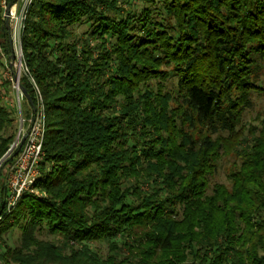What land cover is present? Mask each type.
Here are the masks:
<instances>
[{"label":"trees","instance_id":"trees-1","mask_svg":"<svg viewBox=\"0 0 264 264\" xmlns=\"http://www.w3.org/2000/svg\"><path fill=\"white\" fill-rule=\"evenodd\" d=\"M142 1L32 0L21 47L45 196L1 222L0 242L23 222L2 264H264V113L245 120L264 94V0ZM13 123L0 99V168ZM221 164L227 183L210 185ZM5 195L0 177V213Z\"/></svg>","mask_w":264,"mask_h":264},{"label":"built area","instance_id":"built-area-1","mask_svg":"<svg viewBox=\"0 0 264 264\" xmlns=\"http://www.w3.org/2000/svg\"><path fill=\"white\" fill-rule=\"evenodd\" d=\"M31 2L32 0H16L6 11L7 4L5 0H0L3 11L2 19L3 21L5 18L8 20L11 53L14 56L12 62L9 59V73L15 99L14 106L18 113V129L9 154L17 148L20 140L24 139L14 161L8 168L5 182L6 195L0 213V224L11 216L24 194L34 193L35 184L41 175L40 163L44 157L43 143L46 133V121L42 96L23 62L21 47L26 13ZM24 76L29 78L35 96L34 108L29 105V116L23 115L20 106V101H26L20 90V80ZM0 264L2 263L0 262Z\"/></svg>","mask_w":264,"mask_h":264},{"label":"rangeland","instance_id":"rangeland-1","mask_svg":"<svg viewBox=\"0 0 264 264\" xmlns=\"http://www.w3.org/2000/svg\"><path fill=\"white\" fill-rule=\"evenodd\" d=\"M134 5L136 6L135 10H137L138 7L143 6L142 0H134ZM119 6H122V9L127 11L128 7L126 5H123V3H119ZM137 12H139L137 10ZM3 13V11H2ZM2 18V14H1ZM3 20V19H2ZM90 31V24H84L81 23L80 25L76 26L74 28V34L82 37V34H86ZM1 45V40H0ZM11 46V45H10ZM10 68H9V57L5 54L4 50L0 46V99L2 104L5 106V108L12 112L14 116V123L12 125L11 131L14 132V134L17 132L18 129V113L16 111V107L14 106V96L11 88V81H10ZM264 87V84L261 85ZM7 99V100H6ZM253 108L248 111V113L245 115V120L249 123H254V118L256 114L264 113V94L262 95H256L253 97ZM21 110L24 116H29V104H27L26 101H20ZM15 140V139H14ZM13 144V143H12ZM11 147V146H10ZM11 165V164H10ZM10 165L4 166L0 168V177L1 182L6 185V178L8 174V168ZM46 169L49 168V165H45ZM226 165L221 164L217 173L211 177L210 185L214 183H227L226 174H225ZM31 195L43 197L45 196L42 192H40L37 188H35L34 193ZM23 225V222L19 223L18 225H15L11 227V229L2 235L0 242V253L3 251V246H7L9 248H13L18 245L19 237L21 234V228L20 226ZM39 239L43 240H51L53 239L52 236L47 235L46 230H41L38 234ZM97 249L99 250L100 254L102 256H105L107 252V248L104 244H97Z\"/></svg>","mask_w":264,"mask_h":264},{"label":"water","instance_id":"water-1","mask_svg":"<svg viewBox=\"0 0 264 264\" xmlns=\"http://www.w3.org/2000/svg\"><path fill=\"white\" fill-rule=\"evenodd\" d=\"M15 1H16V0H14V2H15ZM14 2H13V3H14ZM13 3H9V4H7V6H6V11H7V9H8ZM4 26H5L6 30L8 31V30H9V26H8V20H7L6 18L4 19ZM9 59H10L11 62L13 61L14 56H13L12 53L9 55ZM20 90H21L22 94L24 95V97H25L26 101L28 102V104H29L32 108H34V105H33V102H32V100H31V98L29 97V95L26 93V91L24 90V88H23L21 85H20ZM23 140H24L23 138L20 140V143H19V145L17 146V148H16V150H15L13 156H16V155H17V153H18V151H19V148H20V146H21ZM11 149H12V146H11L10 149L6 152V154L3 156L2 161H4V160L9 156V152L11 151ZM0 163H1V160H0Z\"/></svg>","mask_w":264,"mask_h":264}]
</instances>
